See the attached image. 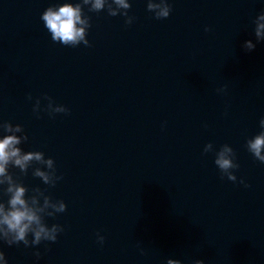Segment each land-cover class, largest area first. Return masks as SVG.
Segmentation results:
<instances>
[{
	"label": "clouds",
	"instance_id": "obj_1",
	"mask_svg": "<svg viewBox=\"0 0 264 264\" xmlns=\"http://www.w3.org/2000/svg\"><path fill=\"white\" fill-rule=\"evenodd\" d=\"M85 7L91 13L106 11L111 17L122 16L125 18V25H131L136 19L135 16L129 15L132 7L130 0H64L63 3L47 7L41 15V20L54 43L70 47L81 44L91 47L87 38L91 17L85 14ZM146 10L153 14L155 19L162 20L170 16L172 6L169 0H147ZM252 23L255 26L256 42H264V11L258 14ZM204 31L209 32L211 28L206 26ZM255 47L256 44L252 40L243 43V48L248 52L253 51ZM217 91L223 93L226 88L222 87ZM27 99L32 100L31 94ZM43 99L47 101L43 109L40 98H37L33 105V113L37 117L41 110L46 111L50 117L60 113L69 114L70 109L56 104L52 97L45 94ZM259 127L261 131L247 139L245 147L255 160L264 164V117H261ZM0 132L4 133L0 136V242L9 247L23 244L25 248H35L45 242L55 243L64 227L58 223L49 225L46 218H54L57 214L64 213L67 205L63 200L54 199L48 189L54 188L63 179V175L57 174L54 159L46 157L44 152L23 150L21 145L27 143L29 138L21 124L0 121ZM203 152L214 154V164L221 179L227 178L237 182L235 171L240 166L236 161V152L230 145L223 144L217 150L213 143L209 142L204 145ZM10 169H18L19 172ZM30 169L31 175L39 178L47 188H30L25 185L22 177L27 176ZM239 183L246 188L251 187L244 178H240ZM96 237L97 243L103 245L105 237L99 232ZM33 255L38 260L41 252L36 250ZM0 264H9L3 250H0ZM166 264L182 262L178 259H168ZM193 264H205V261L196 259Z\"/></svg>",
	"mask_w": 264,
	"mask_h": 264
}]
</instances>
